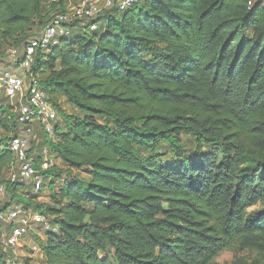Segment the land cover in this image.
I'll use <instances>...</instances> for the list:
<instances>
[{
	"label": "trees",
	"instance_id": "1",
	"mask_svg": "<svg viewBox=\"0 0 264 264\" xmlns=\"http://www.w3.org/2000/svg\"><path fill=\"white\" fill-rule=\"evenodd\" d=\"M79 1L0 0V54ZM95 22L74 20L31 68L68 127L50 139L38 126L29 149L65 165L52 204L36 205L57 227L38 241L43 264H215L225 251L264 264V0H139ZM7 100L0 186L14 200Z\"/></svg>",
	"mask_w": 264,
	"mask_h": 264
},
{
	"label": "built area",
	"instance_id": "2",
	"mask_svg": "<svg viewBox=\"0 0 264 264\" xmlns=\"http://www.w3.org/2000/svg\"><path fill=\"white\" fill-rule=\"evenodd\" d=\"M139 0H80L69 12H57L42 29L32 36L25 45L21 47H11L9 51L15 57H19L18 66L21 70L30 73V81H26V72H12L9 69H0V100L2 98L15 99L17 106V123L25 134L12 136L9 142V149L16 155L17 165L23 180H31L34 193L41 192L44 187V172L53 166L49 159L41 163L46 169L41 172L36 165L34 158L29 154L31 140L28 137L33 132V124L39 122L49 133H54V121L58 119V111L52 103L48 93L41 86L38 78L31 71L33 64L40 51L49 50L59 43L63 36L73 33L71 23L74 20H86L91 29H96L98 24L95 20L108 8L118 6L121 10L137 3ZM48 154V150H45ZM40 166V165H39ZM14 174L11 181H15ZM4 190V186H0ZM33 223L41 224L46 230H56L57 227L40 210L33 209L17 203L11 205L7 210L0 211V225L10 224V230L5 237L4 246L0 253V264H16L7 262L6 256L10 250H19L24 246L26 238L30 233ZM33 256L42 255L40 245L37 243L31 247Z\"/></svg>",
	"mask_w": 264,
	"mask_h": 264
},
{
	"label": "rangeland",
	"instance_id": "3",
	"mask_svg": "<svg viewBox=\"0 0 264 264\" xmlns=\"http://www.w3.org/2000/svg\"><path fill=\"white\" fill-rule=\"evenodd\" d=\"M116 1L118 2L119 0H116ZM77 3L71 2V10ZM50 8H51L50 4H47L46 10L49 11ZM52 13L54 14V10L50 11V14H52ZM101 23L103 24L104 20ZM42 26H43V24L37 23V26L34 28V33L37 34L42 29ZM78 32H80V31L75 30L74 34H77ZM11 47L12 46H7L5 48V52L3 54H0V69H9L10 71L16 72V73L25 71L26 72V81H27V83H29L30 73L27 70L19 69L18 62L16 61V60H18L19 57H15L11 54V52L9 51V48H11ZM2 104H7V105L11 104L14 107L13 110H15V112H16L19 102H18V99L15 98V99H9L7 101H3ZM62 107L65 109L66 113L74 112L73 108L68 103V101H64ZM64 119H65V115L59 114L58 119L56 121L63 122V128L67 129L68 128L67 127V121ZM56 121L53 122L54 126H55V124L57 125ZM42 127H43V129H45L44 126H42ZM46 132H47L48 138H50V139L55 138L54 133H49L48 131H46ZM16 133L17 134H25L21 128H19L16 131ZM16 133H9L8 135L11 137V136H13V134H16ZM1 135H6V133H4L3 131H0V136ZM34 136H35V134L33 132L28 135V137L30 138L31 141H33V139L35 138ZM36 140L39 141L40 138H37ZM182 140L184 142V147L186 150H190V149L194 148V146L196 145L193 136H191L189 134H185V133L182 134ZM30 145H31V143H30ZM46 148H48V152L50 151L49 150L50 146H47L45 148L40 149L39 152L42 153V155H40L41 158L40 157L38 158L39 162H37V160L35 161V163H37L36 165H38V169L41 172L46 170L41 166L42 162H40L41 160H43L45 158V154H44L45 151L44 150H46ZM53 156H55V155L52 154V157L50 160H52L53 166L56 167V170H55L56 175L55 174H52V175L51 174H44V176H45L44 187H43L41 192L34 193L33 187H32V181L22 179V177L20 175L19 167L16 164V166H13L9 169L8 173L6 174V180L7 181L12 180L14 174H17V176L14 178L15 181H18L20 183V189H18L16 191L17 197H16V199L12 200V198L10 197V194H9L10 191L7 190L6 184L4 183L1 185V186H4V190L0 189V202L2 204H4V203L6 204V203H10L11 201H15V200L19 199V201L22 200V202L25 204V203H28L26 201V199H24V195H26V196H29L30 198H32L31 199L32 200L31 205H27V206L32 207L33 209L38 210L36 208V205H39V204H43L44 206L47 204H52V201H53V197H52L53 195L52 194L54 193V191H57L59 189V186L62 183V179L66 177L65 173L61 174L58 172V170H64V168H65L64 164L62 162L58 161L57 158L53 157ZM34 158L36 159V156ZM74 175H76L79 178H86L87 177L85 172H80V171H75ZM50 176L55 177L53 179V182L55 183V184L53 183L54 184L53 187L50 186V180H51ZM262 207H264V203H260L255 208L257 209V208H262ZM255 208H253V209H255ZM10 227H11L10 224H1L0 225V253H1L2 248L4 246L5 237L8 234ZM30 234H33V236H36L34 234V232L32 231V233L28 234L26 241L24 243V246L22 248H20L17 251L10 250L6 256L7 262L9 260V261H12L16 264H43L42 263L43 261L41 260L40 255L37 254L36 256H33L31 254V247L34 245L32 243V241L34 239H32V236ZM35 244L37 245V243H35ZM246 256H248V253H239V254L237 253L236 254L234 251H225L216 259L215 264H231L232 261L236 257H246Z\"/></svg>",
	"mask_w": 264,
	"mask_h": 264
},
{
	"label": "crops",
	"instance_id": "4",
	"mask_svg": "<svg viewBox=\"0 0 264 264\" xmlns=\"http://www.w3.org/2000/svg\"><path fill=\"white\" fill-rule=\"evenodd\" d=\"M19 73H21L22 75H23V73L24 72H19ZM19 102V101H18ZM15 111V110H14ZM16 114H17V110H16ZM58 122H60V121H58ZM61 123V122H60ZM33 133L35 134V130L37 129V126H42L39 122H35L34 124H33ZM22 128V127H21ZM46 150H48V148H46ZM50 150V149H49ZM45 151V150H44ZM45 154V153H44ZM33 158H34V156L33 155H31ZM51 157H52V152H51V150L48 152V154L46 153L45 154V158L43 159V160H41L40 162H44L45 160H49V159H51ZM53 157H56V156H53ZM34 160H35V158H34ZM57 160L58 161H60L61 162V160L60 159H58L57 158ZM52 161V160H51ZM64 167H65V165H64ZM32 231L34 232V234L36 235V236H33V234H30L31 236H32V239H34L33 241H32V243L33 244H35V243H38V241H39V239L40 240H44V239H46V229L41 225V224H37V223H33L32 225H31V227H30V233H32ZM40 257H41V260L44 262V259H45V256H44V254H42V255H40ZM42 262V263H43Z\"/></svg>",
	"mask_w": 264,
	"mask_h": 264
}]
</instances>
